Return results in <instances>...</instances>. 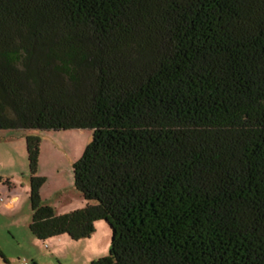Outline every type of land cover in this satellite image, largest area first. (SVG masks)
I'll use <instances>...</instances> for the list:
<instances>
[{"label":"trees","instance_id":"16d2710c","mask_svg":"<svg viewBox=\"0 0 264 264\" xmlns=\"http://www.w3.org/2000/svg\"><path fill=\"white\" fill-rule=\"evenodd\" d=\"M90 129L84 207L29 230L111 231L91 264H264V0H0V130ZM1 254V253H0Z\"/></svg>","mask_w":264,"mask_h":264},{"label":"rangeland","instance_id":"374dc122","mask_svg":"<svg viewBox=\"0 0 264 264\" xmlns=\"http://www.w3.org/2000/svg\"><path fill=\"white\" fill-rule=\"evenodd\" d=\"M41 138L38 175L43 204L56 213L82 208L85 202L73 181V163L92 139L90 129L25 131L0 130V264H91L109 252L111 231L104 221L94 224L86 239L58 236L44 242L29 230L30 173L25 136Z\"/></svg>","mask_w":264,"mask_h":264},{"label":"built area","instance_id":"2783aa9c","mask_svg":"<svg viewBox=\"0 0 264 264\" xmlns=\"http://www.w3.org/2000/svg\"><path fill=\"white\" fill-rule=\"evenodd\" d=\"M18 264H29V262H28V261H25V260H23V261L19 262Z\"/></svg>","mask_w":264,"mask_h":264},{"label":"crops","instance_id":"0c3cea01","mask_svg":"<svg viewBox=\"0 0 264 264\" xmlns=\"http://www.w3.org/2000/svg\"><path fill=\"white\" fill-rule=\"evenodd\" d=\"M82 207H84V206H82ZM69 211H72V210H69ZM69 211H67V212H69ZM62 213V212H61ZM63 213H66V212H63ZM91 262H92V260H91Z\"/></svg>","mask_w":264,"mask_h":264}]
</instances>
